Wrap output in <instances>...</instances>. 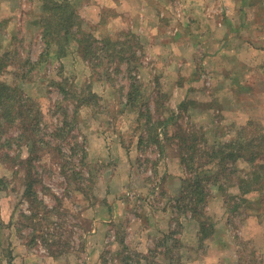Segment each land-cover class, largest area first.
Listing matches in <instances>:
<instances>
[{
    "label": "rangeland",
    "instance_id": "rangeland-1",
    "mask_svg": "<svg viewBox=\"0 0 264 264\" xmlns=\"http://www.w3.org/2000/svg\"><path fill=\"white\" fill-rule=\"evenodd\" d=\"M69 1L84 20L85 29L92 31L98 38L110 37L112 42L117 40L124 42V35L133 32V28L139 26L142 32L136 31L139 40L134 43V46L138 45L139 48L137 49L139 60L138 63H132L131 67L127 63L120 65V73L116 74L117 62L120 61L117 50L123 49V46L110 51L114 65L109 67L111 79L106 82L107 67L103 76L93 75L75 46H72L66 58L59 59L53 54L46 63L31 72V82H22V89L38 102L43 112L41 138L45 143L40 147H34L35 142L30 139L28 145L22 148L14 142L9 154L20 157V160L27 159L29 150H32L35 158H38L32 162L34 166L32 170L34 178L40 182L36 185L39 201L43 200L46 207L44 209L41 206L37 209L32 205V199L24 195L28 166L19 161L14 165L0 161V178L8 180L6 184L0 183V264H10V262L12 264L10 248L12 249L15 244L26 245L41 258L43 254L61 252V255L70 258V263L73 264H87L89 258L97 264H167L171 256L165 254L166 246L157 247L162 243L161 240L148 242L150 250H154L155 255L164 254L161 258L141 255L145 247H142L143 242L140 237L138 239L136 237L138 232H135L134 239L130 237L132 231H130L129 217L122 219L114 228L108 230L109 235L105 238L101 249L88 244L90 232L98 228L95 226L93 216L99 215L101 208L107 203V193L117 168L119 141L129 146L132 138L139 137L143 130L140 112L137 108L136 112H132L127 104L133 84L131 77H138L141 81L139 84L142 86V88L140 86L142 94L137 104L138 110L144 112L145 104L149 103L147 101L149 99L157 102V105L154 101L150 103L153 113L158 104L159 107H164L158 110L156 117H167L170 112L179 110L181 120L171 123L173 127L167 128V134H174L181 126L190 127L192 123L197 128H203L205 136L210 140L216 136L218 139L228 140L236 137L240 132L244 133L247 129L245 131L247 138H257L256 142L259 145L256 151L263 156L264 143L260 148L258 139L264 133L261 128L264 127V96L259 89L257 93L252 94L253 97L255 94L254 101L258 105L256 119L262 122L253 121L256 124L250 126L252 121H247L248 114L242 111L236 115L238 121H234V108L248 107L251 102L249 97L242 96L239 91L244 84L229 80L213 83L210 79L211 74L202 69L199 62L197 65L190 64L193 61L192 54L197 52L192 48L191 54L186 50H180L187 42H183L184 38H176L174 33L176 29L182 30V26H178V23H170L174 21L173 17L178 22L183 21V17L179 18L178 14L177 17L174 16L179 8L178 5L171 8L173 13L167 11L164 16L163 13L159 16L158 13L160 14L162 9L159 10L154 1L136 0L135 4L145 9L149 16V19H146L139 16L132 0ZM161 3L168 5L166 1ZM157 5L160 6V3ZM40 6L38 0H0V56L5 52L17 51L23 60L30 59L34 62L39 60L44 52V45L40 30L34 22L40 15ZM155 28L168 38L165 37L164 40L156 38ZM181 30L180 38H182ZM167 46L169 48H166ZM126 57L129 58L131 55L125 54ZM195 58L198 57L195 55ZM257 58L254 57L253 60ZM257 62V67L249 72L251 77L246 81L253 85L259 81L258 76L263 75L259 67L264 63L260 60ZM16 71L14 68H8L0 79L11 84L12 74ZM176 76H178L177 81ZM63 90L65 93L62 92ZM177 92L180 94L178 95ZM90 94L97 97L92 99ZM86 103H91V106ZM6 131L9 135L2 136L4 143L8 137L17 138L22 134L19 124L13 125ZM46 143L50 146L46 147L44 145ZM158 155V150L153 148L140 156L141 160L136 164L137 173L133 176L131 184L134 186L132 189L143 185V180L146 184H160L153 174L161 157H164ZM165 156L167 160L164 167H169L174 175L179 174L180 178L183 177L176 148L169 142ZM147 158L150 160L148 163ZM238 166L242 168L241 170L249 168L243 160L238 162ZM248 171L243 170L244 173ZM233 189L235 188H230L227 194H232L230 191ZM213 191L215 195H219L217 188H213ZM213 193L210 197L211 200L213 199L210 216L217 220L222 217L225 221L233 218L236 225L231 226L235 228L234 233L241 238L238 244L240 263L258 264L259 257L251 254L253 242L248 232L250 225L244 220L245 214L250 215L245 209L248 207L247 204H242L236 213L228 214L226 210V215H223L219 212L220 202L217 198H213ZM135 194L142 193L138 191ZM136 195L132 196L134 200H137ZM245 198L257 202L260 209L264 208V192L261 196L254 194ZM148 199L150 212L167 207L166 204L163 205L160 192L153 198L147 197ZM222 199L227 209L224 195ZM230 204L232 205L233 202ZM254 206L257 207V204ZM133 209L130 215L132 217H143L147 214V204L145 209L143 205H135ZM173 212L175 220L183 218L182 213L176 214L174 210ZM34 215L37 217L34 218ZM225 221L221 222L225 224ZM178 224L174 225V230L179 233L175 238L181 243L175 251L172 250L176 263L211 264L204 257L207 254L206 249L202 248L198 241L195 242L196 223H190L185 228L179 227ZM238 225L240 227L237 230ZM160 227L164 228L162 224ZM99 228L103 230V227L99 226ZM114 234L117 235V240L111 241L110 237ZM32 236H35V241L30 244ZM55 242H61L63 245L59 247V244L58 250H55L53 247ZM167 244L172 248V242Z\"/></svg>",
    "mask_w": 264,
    "mask_h": 264
},
{
    "label": "trees",
    "instance_id": "trees-1",
    "mask_svg": "<svg viewBox=\"0 0 264 264\" xmlns=\"http://www.w3.org/2000/svg\"><path fill=\"white\" fill-rule=\"evenodd\" d=\"M38 1L41 4L40 15L34 24L40 30L41 41L44 45V52L39 60L36 62L30 59L23 60L17 51L14 53L5 52L0 56V76L8 68L17 70L12 74L13 81L11 84L0 79V161H6L10 165L17 164L19 161L21 164L28 166L24 195L32 199L31 203L37 209H40L41 206L45 209L44 201H39L36 192V185L40 182L34 178L32 170L34 168L32 162L38 158H35L32 150H29L30 154L27 159L21 158L20 160V157L9 154L14 142H17L22 148L28 145L27 142L30 139V141L35 142L34 147H40L42 143H45L44 139L41 138L43 112L38 102L22 89V82H31V72L46 63L53 54L59 59L66 58L72 46H75L78 54L88 64L93 75L103 76L104 69L107 67L105 73L107 79L105 80L109 82L111 79L109 67L111 68L114 65L113 56L109 52L123 46V49L117 50L120 61L117 62L116 74H119L120 65L127 63L131 67L132 63H138L137 49L139 48L138 45L134 46V43H137L139 38L132 32L124 35V42H120L121 40L112 42L113 40L110 37L98 38L92 31L85 29V22L81 19L71 1ZM128 53L131 57L125 58V54ZM131 81L133 84L128 94L127 104L132 112H136L137 108V111L141 114L140 121L143 124L141 126L143 130L139 136V151L141 155H145V152L155 148L158 150V154L163 156L168 142L175 146L184 176L181 180L180 194L176 197L172 209L176 214L191 215L192 219L199 224L198 243L201 244L202 248H205V242L216 235L215 222L207 211L213 188H217L225 196L228 214L239 211L242 204H247L248 207H245L247 210L249 208L257 210L254 205L258 203L245 198L254 194L261 196L264 192V156L256 151L259 145L256 142L257 138H247L246 129L244 133L240 132L236 137L228 140L218 139L217 136L210 140L205 136L203 128H197L192 123L190 127L181 126L180 130L169 135L167 134V128L172 126L171 123L181 120L179 110L170 112L167 117H156V114L159 113L158 110L164 109V107H159L160 104H158L157 107L155 106L156 110L153 113L150 103H153L154 100L149 99L147 100L149 103L145 104V111L141 112L137 107L141 98L140 94H142V90L140 91L141 85L139 84L141 81L138 77H131ZM62 92L65 93L64 90ZM89 96L92 99L97 97L94 94ZM86 104L91 106V103ZM154 104L157 105V102L154 101ZM15 124H19L22 134L17 138L10 136L5 140V143L2 142V136L9 135L6 129H11ZM255 124L252 121L249 125L253 126ZM174 127L176 126L174 125ZM261 128L264 130V127ZM258 140L260 141V148L263 147L261 144L264 143V133ZM44 145L46 147L50 146L48 143ZM146 160L147 163L150 162L148 158ZM241 160L248 164L249 168L243 169L249 170L248 172L244 173L241 170L242 168H239L238 162ZM153 174H157V168H155ZM7 181L0 178V183L6 184ZM233 187L240 191L239 195L227 194L229 189ZM231 202H233L232 205ZM35 217L37 215H34ZM178 234L175 230H172L157 246H166L165 254L171 256L170 258H173L172 250L175 251L180 246L181 241L175 238ZM34 241L35 236H32L30 244H33ZM168 242H172V248L168 247ZM58 245L61 247L63 243L55 242V245H53L55 250H58ZM57 253L52 252L50 254L56 257L62 254L61 252ZM161 255L164 254L156 253L155 255L154 250H150L149 256H153V258L157 259Z\"/></svg>",
    "mask_w": 264,
    "mask_h": 264
},
{
    "label": "crops",
    "instance_id": "crops-1",
    "mask_svg": "<svg viewBox=\"0 0 264 264\" xmlns=\"http://www.w3.org/2000/svg\"><path fill=\"white\" fill-rule=\"evenodd\" d=\"M151 1L155 2L159 10L162 9V12L160 14L158 13L159 16H161L162 13V16H164L167 11L168 13H173L171 8L174 5H176V7L177 5L179 6L174 16L177 17L178 14L179 18L183 17V21L178 22L174 19L172 14L174 21L170 23H178V26H182V30L181 28L176 29L174 33L176 38H184L183 42H187L180 50H186L188 54H191L190 51L192 48L197 52L194 55L192 54L193 61H191V63L188 61V63L197 65L199 62L202 69L211 74L210 79L213 83L229 80L244 84L239 91L242 96L249 97L251 102H249L248 107H241L240 109L242 110L238 107L234 108V121H238V116L236 115L242 111L248 114L249 118L247 121L262 122V120L256 119L255 113L258 112V105L254 101L255 94L254 97L252 94L254 92L257 93V89H259V92L262 91L261 94L264 96V64L259 67L263 72V75L257 78L259 81H256L254 85L246 81H248V77H251L249 72H252L257 67V60L264 63V0ZM163 1H166L170 6L167 5V7L166 4H162L161 2ZM135 2L136 0H132L134 6L138 9L139 16L149 19V16L144 11L145 9H142L140 5L135 4ZM157 3H160V6H158ZM139 22L141 24V20ZM133 29L132 33L134 34L138 31L142 32L139 26ZM180 30L182 38H180L179 35ZM154 32L156 33V38H168L167 35L158 32L156 28ZM172 34L173 33H171V36H173ZM138 35L140 34L138 33ZM166 48L169 47L167 46ZM195 55L198 58H195ZM254 57L258 58L253 60ZM242 73H245V75H241ZM177 78L178 76L175 78L176 81ZM172 94L173 93H171V95ZM177 94L179 95L180 93L177 92ZM237 94H235V96H237ZM235 102H237V100ZM235 106H237V104ZM118 146L120 147V152L117 154L118 161L114 179L110 183L106 205L101 208L99 215L93 216L95 226H98V228L90 232V237L88 238L89 246L92 245L94 248L101 249L104 245L105 238L109 235L108 230L114 228L122 219H127L128 217L130 218V231H132L130 237L134 239L136 235L135 232H138V236L136 235V237L137 239L140 237V240L143 242L142 247H145L144 250L141 251V255H149L150 247L148 242L152 240H163L174 230L175 223L176 225L179 223V226H184L183 228L187 225L189 226L190 223H196L195 242L198 241L200 227L199 224L192 219L191 215L182 214L183 218L180 220H175L173 218L174 212L172 205L176 197L180 194L181 180L183 177L180 178L179 174L174 175L169 167H164L166 163L165 160H167L164 158L166 157L167 146L163 152L164 157L158 155V157L162 159H160L161 161L157 165V174H155V176L156 179L160 181V184H146L145 180H143L144 184L134 189H132L134 186L131 184L133 176L137 173L136 164L141 156L139 151V137L132 138L129 146H126L125 142L123 143L120 141ZM138 188L140 190H138ZM138 191L144 194V196H142V194H139L140 196L136 195L135 193ZM159 192L162 196L163 205L166 204L167 207L165 208L164 206L162 210L150 212L151 209L148 207L149 204L147 203L150 198L147 200V197L153 198L154 195ZM217 193H219V195L213 193V198H217L218 202H220L219 212L224 215L227 209L224 207L223 195L221 192ZM230 193L239 195L240 191L235 188L230 191ZM134 195H136L135 198H137L138 201L133 199L132 196ZM210 200L211 199H209L207 206L209 215L212 213L213 199ZM146 204L147 214H144L143 217L130 216L132 215L131 212L134 210L133 207L135 205H143L145 209ZM259 206L258 204L257 207L254 206L257 210L252 208H250V211L246 210L250 215L245 214L244 220L248 221V225H250V228L248 227V232L251 234L253 242L251 245V254L259 257L258 264H264V208L260 209ZM213 221L215 222L216 235L205 242L207 253L206 256H204L205 260L210 261L211 264H242L240 263V249L238 250V244H240L241 238L234 233L235 228H232L235 224L234 219L229 218L225 221L220 217L218 220L213 218ZM221 221H225L226 223L224 224ZM161 224L164 228L160 227ZM99 226H101V228L103 227V230L100 229ZM239 227L238 225L237 230ZM110 238L112 239L111 241H116L117 235L114 234ZM95 243L98 244V246ZM17 245L15 244L12 249L10 248L13 257L12 264H73L70 263V258L68 259L63 255L56 257L51 254H43L41 258L38 253L32 252L26 245ZM158 258H161V256ZM174 259L175 257L171 258L167 264H180L176 263ZM87 264L97 263H93L91 258H89Z\"/></svg>",
    "mask_w": 264,
    "mask_h": 264
}]
</instances>
